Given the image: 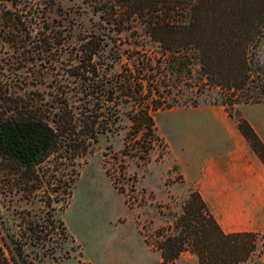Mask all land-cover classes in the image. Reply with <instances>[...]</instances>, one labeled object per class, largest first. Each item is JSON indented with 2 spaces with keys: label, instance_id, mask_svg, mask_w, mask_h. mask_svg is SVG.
<instances>
[{
  "label": "rangeland",
  "instance_id": "rangeland-1",
  "mask_svg": "<svg viewBox=\"0 0 264 264\" xmlns=\"http://www.w3.org/2000/svg\"><path fill=\"white\" fill-rule=\"evenodd\" d=\"M3 5L20 17L23 30H0V110L36 113L55 135L62 119L91 136L76 150L58 137L35 176L0 158V236L12 247L22 244L34 264H169L160 260L158 243L175 232L195 189L186 167L192 150L216 145L235 118L214 101L216 92L184 88L180 104L153 114L150 144L149 135L134 136L129 118L139 97L123 91L130 73L138 87L137 59L154 54L134 47L133 32H117L91 0ZM90 45L97 49L92 56L84 51ZM257 61L264 66V39ZM233 113L260 123L264 103L237 104ZM89 115H98L91 127ZM49 214L61 223L53 231ZM252 245L238 264H264V233ZM172 264H197V258L186 251Z\"/></svg>",
  "mask_w": 264,
  "mask_h": 264
},
{
  "label": "trees",
  "instance_id": "trees-1",
  "mask_svg": "<svg viewBox=\"0 0 264 264\" xmlns=\"http://www.w3.org/2000/svg\"><path fill=\"white\" fill-rule=\"evenodd\" d=\"M91 2L93 10L100 12L117 32L127 30L135 34L134 47L154 53L137 59L140 68H137L136 90L131 73L124 78L126 95L139 97L129 111L134 136L147 134L148 143L152 144L156 138L153 114L180 104L184 88H196L198 93L214 91L217 94L214 101L219 100L227 115L235 118L237 128L264 163V143L247 119L233 113L237 104L264 103V66L257 61L264 39V0ZM0 25V30L9 35L23 30L20 17L7 9L3 0ZM84 51L89 56L97 53L92 45ZM85 70L93 72L90 67ZM111 91L114 93L113 88ZM190 103L196 106L197 100ZM89 116L95 118L88 123L91 127L98 115ZM58 122L56 136L64 137L67 148L76 150L85 134L91 136L85 130L76 133L69 121ZM182 209L175 221V232L158 243L164 263L172 264L187 251L196 256L197 264H238L251 252L257 233L224 232L197 190L190 191ZM48 222L52 231L61 225L51 214ZM31 229L34 234L39 232L36 227ZM61 230L64 227L61 226ZM10 240L17 244L13 238ZM22 247V244L12 247L1 235L0 264H34L25 257Z\"/></svg>",
  "mask_w": 264,
  "mask_h": 264
},
{
  "label": "crops",
  "instance_id": "crops-1",
  "mask_svg": "<svg viewBox=\"0 0 264 264\" xmlns=\"http://www.w3.org/2000/svg\"><path fill=\"white\" fill-rule=\"evenodd\" d=\"M244 116L264 143V117ZM223 132L216 145L192 150L188 181L224 232L264 233V163L237 125Z\"/></svg>",
  "mask_w": 264,
  "mask_h": 264
},
{
  "label": "flooded vegetation",
  "instance_id": "flooded-vegetation-1",
  "mask_svg": "<svg viewBox=\"0 0 264 264\" xmlns=\"http://www.w3.org/2000/svg\"><path fill=\"white\" fill-rule=\"evenodd\" d=\"M57 142L58 136L36 113L0 110V158L20 174L35 176Z\"/></svg>",
  "mask_w": 264,
  "mask_h": 264
}]
</instances>
